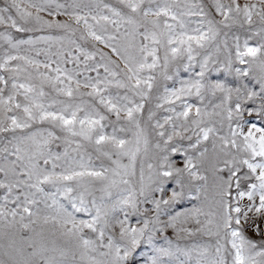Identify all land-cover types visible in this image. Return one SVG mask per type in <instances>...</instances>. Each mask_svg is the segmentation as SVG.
<instances>
[{
  "label": "snow or ice",
  "instance_id": "snow-or-ice-1",
  "mask_svg": "<svg viewBox=\"0 0 264 264\" xmlns=\"http://www.w3.org/2000/svg\"><path fill=\"white\" fill-rule=\"evenodd\" d=\"M0 264H264V0H0Z\"/></svg>",
  "mask_w": 264,
  "mask_h": 264
},
{
  "label": "rangeland",
  "instance_id": "rangeland-1",
  "mask_svg": "<svg viewBox=\"0 0 264 264\" xmlns=\"http://www.w3.org/2000/svg\"><path fill=\"white\" fill-rule=\"evenodd\" d=\"M38 34H41V35H47V34L60 35V34H62V32H61V30H45L44 32L38 33ZM24 47H25V49H27L29 46H24ZM36 47H38V48H45L46 45L43 44V43H41V44L37 45ZM57 47H59V45L54 44L53 45V51H55ZM38 58L41 59V60H43L44 59V56L41 55ZM68 67H71V64H69Z\"/></svg>",
  "mask_w": 264,
  "mask_h": 264
}]
</instances>
